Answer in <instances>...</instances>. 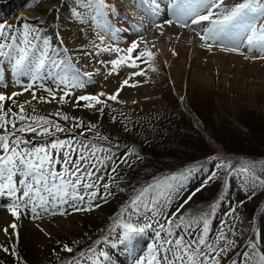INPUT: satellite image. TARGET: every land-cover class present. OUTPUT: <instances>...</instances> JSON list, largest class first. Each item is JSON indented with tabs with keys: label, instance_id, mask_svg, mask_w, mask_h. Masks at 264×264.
<instances>
[{
	"label": "snow or ice",
	"instance_id": "1",
	"mask_svg": "<svg viewBox=\"0 0 264 264\" xmlns=\"http://www.w3.org/2000/svg\"><path fill=\"white\" fill-rule=\"evenodd\" d=\"M141 10L151 17H158L161 13V0H132ZM39 0H23L22 7L33 8ZM165 7L171 11L175 19L165 21L168 25L175 23L179 27L200 25L201 31L197 33L203 41L204 47L209 50L214 46H222V50L240 51L245 46L249 51L259 50L264 59V0H240L239 3L228 5L225 0H166ZM79 9V10H78ZM53 11H56L53 9ZM116 15V6L107 0H74L71 16L81 23L88 19L99 26L100 20L108 13ZM21 19H24L21 17ZM127 20L128 17L124 16ZM131 25V21H129ZM136 27L135 25H131ZM163 27V24H156ZM106 34L115 38V32H110L107 24L102 26ZM129 29H125L128 31ZM118 31V30H117ZM99 45H94L102 52H115L117 58L107 63L111 65L108 75L119 74L121 65L130 68H139L137 60L150 62L153 54L147 49L137 51L138 42L133 41L125 50L118 47H100L103 37L98 36ZM136 53L133 56V53ZM58 53L53 48L49 38L42 37L34 26L24 23L21 29L0 23V86L6 87L4 64H10L11 75L18 77L13 83L21 88L20 92H12L11 95L0 93V197L7 196L11 203L8 212L17 220L24 209H27L32 218H42V213L64 216L67 211L64 205L72 203L76 211H92L98 196L107 199L111 196V185L104 181L100 175L102 170L108 168L107 162H112L111 172L115 173L118 163H128L129 156L139 154L134 149L127 148L117 158L113 149H119L118 144L110 147L103 144L91 143L86 139H76L69 136L65 139H52L46 144L36 145L24 138L26 133H35L37 136H54L55 133L68 131L62 127L58 120L69 122L73 127H82L86 130H95L91 123L83 125L78 118H70L67 114L57 111L49 113V117L26 114L25 101L17 104L15 97L30 92L31 98L40 103L56 102L68 103V98L74 97L75 103L85 102L82 107L95 109L103 114L106 101H118L120 91L125 86L135 87L129 84L134 76L144 75V71L134 72L122 80L120 88L114 94L100 92L98 94H81L75 96L73 90L83 89L85 80L91 81L92 73L81 72L68 60L58 59ZM101 63H105L101 61ZM155 71V69H153ZM51 80L54 87H46L44 81ZM37 91L47 93V96H37ZM58 93L59 96L57 95ZM101 97H106L102 100ZM11 100L18 111L12 108L5 109L4 102ZM100 107H97V106ZM115 122V117H113ZM129 129L125 125V131ZM19 133L20 135H17ZM84 135V132H81ZM96 139L109 143L107 136L96 133ZM55 152V155H53ZM75 157V158H74ZM118 159V163H117ZM216 158L213 157L212 160ZM56 165H60L57 170ZM226 172L225 187H228L227 177L241 178V182L255 194L256 188H264V170L257 175L255 162H244L239 169L229 168L221 161L214 164ZM264 169V166H261ZM193 169H188L179 175H170L155 179L152 183L134 189V195L121 208L117 220L121 232L118 240L126 251H134V243L146 230L154 233L153 244L148 245V258L138 264H223L226 259H231V264H264V229L259 231L253 228L252 238L232 259L228 253L239 245L237 239L231 236L243 235L227 221L221 224L214 238L210 235L212 218L215 216L219 203H212L207 210L199 209L189 211L184 207L192 199L190 195L170 214L167 209L178 194L175 182L190 177ZM109 180L114 177L109 176ZM209 179L215 180L216 173L212 172ZM103 187L104 192L99 189ZM91 190V191H89ZM120 191H124L120 189ZM196 191H200L197 188ZM195 193H193L194 195ZM87 197V200H86ZM251 199V197H248ZM221 201L223 196L219 198ZM87 203V207L82 205ZM243 201L232 207L227 215L232 219H238L237 208L243 205ZM131 220L133 217L143 222V226L125 222L124 216ZM264 215V213H262ZM17 225L9 223L0 227L4 234L13 235L9 230H15ZM227 228V231L224 229ZM18 239V236H17ZM115 246V245H113ZM0 250L9 253L17 259L19 254L15 247L9 249L0 245ZM61 251L72 253L74 249L68 244L62 246ZM89 253L95 252L89 248ZM58 255V254H57ZM108 258L106 252L99 253L93 258L84 252L79 253L64 262V264H99V258ZM23 264V261L20 262Z\"/></svg>",
	"mask_w": 264,
	"mask_h": 264
},
{
	"label": "rangeland",
	"instance_id": "2",
	"mask_svg": "<svg viewBox=\"0 0 264 264\" xmlns=\"http://www.w3.org/2000/svg\"><path fill=\"white\" fill-rule=\"evenodd\" d=\"M17 1L0 0V23L21 30L24 23L34 26L39 30L42 37L49 38L53 48L58 53V59L68 60L70 58L71 63H75V52L67 46V41L58 39L56 28L49 25L50 19L46 18L43 21L30 20L29 13H33L34 9L18 7ZM128 2L125 0V3L129 4ZM59 13H61V18L64 21L66 15L69 16L68 11L59 9ZM21 17L24 19H21ZM68 23L65 24L66 28H70ZM145 23L147 24L146 20H144ZM131 37L133 38V36ZM3 67L4 69L7 68V73L5 72L7 86H0V93L11 95L12 91L20 92L21 88L13 83V80L18 77L11 76V65L4 64ZM83 79L85 80V78ZM43 83L46 87L55 86L51 80ZM89 85V82L85 80L83 90H73L75 96L96 94L87 90L86 87H89ZM59 94L57 95L59 96ZM41 95L47 96V93L37 91V96ZM217 96V93L207 94L198 90L187 96H180V98L169 93L163 96L164 98H160V106L152 108V113H143L136 118L105 112L107 110L106 106L103 114H101L95 109L82 107L85 103L83 101L76 104L74 97L68 98L69 102L65 104L34 101L30 92H24L23 95L15 97L17 104L25 101L31 102L26 105V113L30 115L33 114V108H35V115L45 117H49V113L59 111L62 114H67L70 118H78L82 123L86 121L96 126L95 130L89 131L82 127H73L71 119L69 122L58 120L57 122L68 131L55 133L54 136L49 137L37 136L35 133L24 134V138L33 144L43 145L52 139H65L72 136L78 140L86 139L91 143L103 144L106 147H110L111 144H118L120 148L118 150L113 149L117 153V158L127 148L134 149L140 158L137 159L134 155L129 156L128 163H118L117 159L118 166L115 173L111 172L112 162H107L108 168L102 170L99 174L104 176V181H101V184L107 182L111 185L110 192L112 195L108 196L106 200L98 196L93 203L99 206L94 207L93 212L77 211L80 213L70 222V227H62L60 224H56V221L50 220L51 216L27 219L23 217V214L30 212L24 209L20 214V218L14 220L17 225L14 235L6 236L3 231L0 234V245L9 247V249L15 247L19 259L11 255L10 252L5 253L0 250V264H20L21 261H23V264H64L65 261L77 257L81 252L93 258L99 256L101 252H106L108 258L100 257L99 264H118L120 262V264H131L132 262V264H138V259L146 261L149 256L148 245L153 244L154 233L151 229L146 230L141 237L136 239L133 246L134 251H126L118 240V233L122 231L117 224L121 208L134 195V189L152 183L155 179L179 175L188 169H193L192 175L175 182L178 194L170 203L167 209L168 213L175 211L190 195L192 199L184 205L189 211L207 210L212 203L218 202L220 206L216 209L215 216L212 218L210 235L214 238L221 224L225 221L230 225H235L236 229L234 230L238 229L240 233H243V235L230 237L239 241V245L228 253V257L235 259L244 244L252 238L253 228L257 231L264 229V215H262L264 213V188H256L253 195L252 190L241 182V178L233 179L231 177H227L228 187H225L226 172L221 168L214 167V164L223 161L229 168L239 169L244 162H255L257 175H260L261 171L264 170L261 169V166H264V94L257 96L256 100H238L236 102H220ZM4 107L5 109L12 108L13 111H18L11 100L5 101ZM113 117H115V122H113ZM49 118L57 119L55 116ZM125 125L129 129L128 131H125ZM81 132H84L83 136ZM97 132L102 136H107L109 143L96 139ZM150 134L152 135L151 139ZM17 135L20 134L17 133ZM154 139H157V143L154 142L153 146L159 147L164 155V162L175 163L179 160L178 164H174L176 166L182 163L181 159L199 160L208 152L212 154L203 162L189 163L181 170L179 167L182 165H180L177 166L179 168L177 171L163 172L148 181H144L140 179L137 172L143 174L154 166L155 161L150 159L148 153H146L147 149L151 147H146L143 143L145 144V141ZM241 151L242 154H232L234 152L241 153ZM53 155H55V152H53ZM213 157L216 159L212 160ZM236 159H238V164L234 166L233 161ZM56 168L59 170L60 165H56ZM212 172L216 173L215 180L209 179ZM109 176L114 177V179L109 180ZM213 183L219 186L222 185L223 190L222 188L220 190L214 189ZM197 188H200V191H196ZM120 189L124 191H120ZM99 191L103 193V187ZM193 193L195 194L193 195ZM221 196L224 197L222 201L219 199ZM248 197H251V199ZM241 201L244 203L237 208L239 218H230L227 213ZM10 203L11 200L7 196L0 197V225L4 226L6 223V217L4 216H11L8 214ZM82 206L87 207L86 201ZM107 206L112 207V211L108 216H106L105 211ZM254 210L255 214L253 215ZM47 219L49 222L41 229L32 226L31 230L27 231L22 227L25 223L24 220L41 223ZM124 221L143 226V222L138 221L135 217L129 220L128 216L125 215ZM224 230L227 231V228ZM64 244H68L74 251L72 253L61 251ZM89 248L94 249L95 252L89 253ZM223 264H231V259H226Z\"/></svg>",
	"mask_w": 264,
	"mask_h": 264
},
{
	"label": "bare ground",
	"instance_id": "3",
	"mask_svg": "<svg viewBox=\"0 0 264 264\" xmlns=\"http://www.w3.org/2000/svg\"><path fill=\"white\" fill-rule=\"evenodd\" d=\"M129 1H131L130 4L125 3V0H107L108 3L116 6L117 14L113 15L109 12L100 20L99 26L90 19L81 23L71 16L74 0H40L33 7L34 12L29 13L30 20L43 21L49 18V25L56 28L58 39L67 41V43L65 42L67 46L75 52L76 59L73 65H76L75 67L81 72L92 73L90 85L86 87L87 90L96 94L100 92L114 94L120 88L123 79L134 72L144 71V75L134 76L129 80V84H135V87L125 86L120 91L118 96L120 102L106 101L107 110L105 112L136 118L143 113H152V108L160 106V98L169 93L178 98L187 96L196 90L207 94L217 93L220 102L256 100L257 96L264 94V59L258 58L261 55L259 50L249 51L247 47L241 46L238 53L222 50V46L218 45H214L209 50L202 46L204 42L197 35L201 31L200 25L179 27L175 23L171 26L165 23L168 19H175L171 15V11L165 7L166 0H161V13L158 17H151L138 8L132 0ZM239 2L240 0H225L228 5ZM22 3L23 0H18V7H22ZM59 9L69 12L65 21L61 18ZM133 10L139 14L142 20H146L147 24L140 21L139 25L137 16L132 13ZM124 16H127L128 19L125 20ZM129 21L136 27H132ZM67 22H69L70 28H66ZM105 24L108 25L110 32H115L114 39L102 30V26ZM156 24H163V27H156ZM56 26L60 28L57 29ZM126 28L129 30L125 31ZM98 36L103 37V44L100 47L111 46L126 50L133 41H136L138 42L137 51L147 49L154 58L150 62H145L147 57L143 61L137 60L139 68L121 65L118 75L115 73L108 75L111 65L107 62L116 59L117 53L102 52L99 48L94 47V45L100 44ZM135 55L134 52L133 56ZM101 61L105 63H101ZM85 80L87 81L86 77ZM101 99L106 100V97H101ZM64 209L68 213L64 216L42 213V218L51 216L50 220L56 221V224L70 227V222L80 212L73 208L71 202L64 205ZM105 211L106 216L110 215L112 207H105ZM4 217H6L4 226L14 223L15 217L9 215ZM23 217L32 218L31 213H24ZM24 222L22 227L30 231L32 226L41 229L49 221L47 219L41 223L25 220ZM9 231L14 235L16 230L10 229ZM2 237L4 238V236Z\"/></svg>",
	"mask_w": 264,
	"mask_h": 264
},
{
	"label": "trees",
	"instance_id": "4",
	"mask_svg": "<svg viewBox=\"0 0 264 264\" xmlns=\"http://www.w3.org/2000/svg\"><path fill=\"white\" fill-rule=\"evenodd\" d=\"M27 115H30V114H28V113H26ZM90 122H83V125H87V124H89ZM151 137H152V135L150 134V139H151ZM157 141V139H154V140H152V141H145V144L142 142V141H140L141 143H143V145L144 146H150L151 148H148L147 149V151H146V153H148V155H149V157H150V159H154V161H155V163H154V166L151 168V169H149V170H147V171H145L143 174H141L140 172H137V175L140 177V179H142V180H144V181H148V180H150L151 178H153L154 176H156V175H158V174H161V173H163V172H171V171H175V170H177V169H179V168H181L182 166H184L185 165V163H187V164H189V163H192V162H197V161H205L206 159H208L210 156H211V154L212 153H210V152H208L205 156H202L199 160H194V159H181V164L180 165H182L181 167H179V168H177V166H180V165H174V164H178L180 161L178 160L177 162H175V163H171V162H164L165 161V159H164V155H163V153L159 150V147H157V146H153L154 144V142L155 143H157L156 142ZM169 143H171V142H169ZM163 149H164V147H163ZM162 149V150H163ZM168 151V150H167ZM232 154H242V151H241V153H236V152H234V153H232ZM245 155H248V154H245ZM258 155V154H257ZM169 156H171V155H169ZM257 157V156H256ZM236 158H238V157H236ZM237 161H238V159H236V160H234L233 162H234V166L236 165V164H238L237 163ZM106 172H108V171H106ZM214 184V183H213ZM213 188L214 189H218V190H220V188H222V185L221 186H219V185H217V184H214L213 185ZM222 190H223V188H222ZM222 192V191H221ZM220 192V193H221ZM255 214V210H254V212H253V215Z\"/></svg>",
	"mask_w": 264,
	"mask_h": 264
}]
</instances>
